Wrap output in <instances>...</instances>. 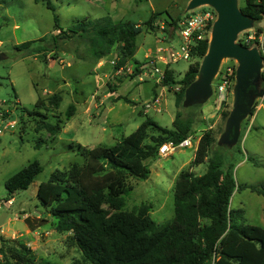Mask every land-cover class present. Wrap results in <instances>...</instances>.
Wrapping results in <instances>:
<instances>
[{
  "label": "rangeland",
  "instance_id": "374dc122",
  "mask_svg": "<svg viewBox=\"0 0 264 264\" xmlns=\"http://www.w3.org/2000/svg\"><path fill=\"white\" fill-rule=\"evenodd\" d=\"M191 0H0V219L7 215L0 235L29 245L37 260L45 264H91L79 248L70 241L71 234L56 231V222L37 198L41 184L49 182L56 171H66L74 164H83L80 146L113 147L134 133L147 118L164 128L172 129L175 115L181 112L183 120H193V146L177 150L168 157L148 162L151 176L147 180L127 178L132 191L123 196L124 211L139 213L143 208L158 226L168 225L175 217V184L182 172L191 171L197 176L206 173L207 165L191 169L200 139L207 133L215 138L213 150L234 163L235 181L240 186L264 185V97L254 98L255 112L240 126V137L224 141L228 120L234 110L236 77L239 63L235 59H223L219 72L212 81V95L207 101L188 103L176 107V94L180 87L164 91L153 80L140 82L138 78L116 77L111 64L118 61L119 50L103 60L99 67L91 54L87 41L76 38L61 41L52 51V40L39 42L51 35L57 36L55 18L67 31L78 21L112 17L115 22L130 21L142 28L136 40L135 60L145 63L157 47L167 44L180 45L179 33L172 19L184 20L188 14L198 15L210 10L202 6L189 11ZM240 8L245 0H238ZM158 14L151 30L147 23ZM171 18V19H170ZM264 30V21L259 24ZM256 28L242 32L237 43H244ZM211 41V37H210ZM36 42L33 48L47 47L45 61L31 50L19 52L18 47ZM264 56V51L261 52ZM205 59V58H204ZM202 60V63L204 61ZM195 60L180 61L171 66L178 81L182 80ZM229 72V86L225 101L219 100V86ZM264 74V63L261 75ZM261 75L252 82L260 86ZM201 75L198 77L197 80ZM262 85V84H261ZM252 89V88H251ZM114 90V92L112 91ZM116 90V91H115ZM164 92L161 105H153V95ZM58 94L61 106L55 109L48 100ZM118 97L125 100L115 102ZM39 98L46 102L48 110H41L42 117H30L36 110ZM152 108L145 112V106ZM71 105L76 112L70 121L66 114ZM104 106V108H101ZM157 109H160L158 111ZM145 113L146 115H144ZM5 115L7 118L5 119ZM41 121L53 126L63 125L54 136ZM42 127L43 129L41 130ZM40 147L37 148V144ZM242 154L237 152L239 147ZM251 159V160H250ZM38 162L43 173L26 191L16 193L8 201L7 181L31 163ZM109 169H107L108 171ZM231 209L245 211L247 225L264 228V197L250 189L236 191ZM106 204L97 208L105 211ZM30 218L36 232L29 230L25 220ZM42 220L48 221L39 228ZM39 228V229H38ZM14 236V237H13Z\"/></svg>",
  "mask_w": 264,
  "mask_h": 264
},
{
  "label": "trees",
  "instance_id": "16d2710c",
  "mask_svg": "<svg viewBox=\"0 0 264 264\" xmlns=\"http://www.w3.org/2000/svg\"><path fill=\"white\" fill-rule=\"evenodd\" d=\"M241 11L253 20L256 37L259 38L264 32L259 27L264 21V0H245ZM192 15L188 14L186 18ZM157 16L153 15L147 23L151 30H155L153 24ZM171 21L170 25L178 31L183 20ZM55 22L59 34L39 41L44 43L51 39L53 52L59 42L80 38L88 42L97 63L118 48L119 67L126 63L137 67L143 65L134 58L136 40L142 34V28L133 22L117 23L110 16L98 20L84 19L67 31L60 28L58 18ZM35 43H25L17 50H31V54L45 61L44 53L50 50L41 46L33 48ZM240 43L248 49L252 48V45ZM209 46L210 41L206 39L193 49L192 60L195 62L182 80H177L172 69H166L164 87L172 90L175 86L180 87L175 93L177 109L185 101L187 89L200 76L202 60ZM156 88L159 86L156 85ZM263 89L264 74L259 86V90ZM48 100L55 109L60 108V95L54 94ZM121 100L130 102L125 97H118L115 102ZM41 110H48V107L39 98L36 110L28 115L46 120ZM75 112V106L71 105L66 114L67 122ZM254 112L255 109L252 116ZM182 117V113L177 112L172 129L147 118L134 133L113 147L89 149L80 146L83 164L74 163L66 171L54 172L49 182L39 186L37 198L56 222V231L71 234L70 241L91 264H264V228L247 225L245 211L230 207L236 191L250 189L264 197V185H238L234 173L236 165L213 150L216 141L211 133L201 138L191 165L193 169L206 164V173L197 176L191 171L182 172L176 181L173 222L158 226L146 209L142 208L139 213L123 210V196L132 191V187L127 185V178L149 179L151 171L148 162L160 158L161 147L167 143L180 144L192 136L194 121L183 120ZM41 123L54 136L60 134L63 128L60 123L56 126L44 121ZM237 152L242 154L240 147ZM42 173L43 168L35 162L11 177L6 183L8 201L13 200L16 193L28 190ZM103 204L108 208L97 212ZM25 222L32 231H36L30 218ZM47 222L42 220L39 228ZM0 264L45 263L37 260L29 245L1 236Z\"/></svg>",
  "mask_w": 264,
  "mask_h": 264
},
{
  "label": "water",
  "instance_id": "95a60500",
  "mask_svg": "<svg viewBox=\"0 0 264 264\" xmlns=\"http://www.w3.org/2000/svg\"><path fill=\"white\" fill-rule=\"evenodd\" d=\"M202 6L213 8L218 14V19L213 27L208 53L200 68L201 77L187 89L186 102L207 101L213 92L211 83L218 74L223 59L237 60L239 68L234 91V110L223 136L224 141L232 139L234 144L240 137L242 122L253 113L254 98L264 97V89L259 90L258 84L252 87L255 76L261 75L264 56L257 49H248L237 43L238 36L242 32L254 27L253 20L241 11L238 0H191L188 10L192 11ZM6 217L7 215H4L0 219V235Z\"/></svg>",
  "mask_w": 264,
  "mask_h": 264
},
{
  "label": "built area",
  "instance_id": "2783aa9c",
  "mask_svg": "<svg viewBox=\"0 0 264 264\" xmlns=\"http://www.w3.org/2000/svg\"><path fill=\"white\" fill-rule=\"evenodd\" d=\"M217 19L218 14L213 8L201 14L192 15L188 18H185L179 24L178 33L181 40L179 46L176 47L174 44L170 45L164 43L163 41H159L163 46L157 47L156 52L149 55L145 63L138 67L131 63H126L125 65L119 67L120 59L118 61H113L111 64L115 70V76L122 77L126 75L129 78L134 76L135 79L138 78L140 82L151 79L164 91V81L167 77L166 69H172L171 66L179 63L180 61L191 60L193 49L197 46V44L200 41H204L206 39H209L210 41L213 27ZM244 44L252 45L251 49H257L260 52H263L264 32L259 38L256 37V34L249 35L246 41H244ZM98 65L99 67H102L104 65L103 61H100ZM229 72H231L230 69L227 71V76L224 78V83L218 88L220 101L226 100V95L224 93H227V88L230 83ZM163 98L164 92L153 98V105L160 106ZM151 108L152 105L150 103L147 104L145 106V112H148V110ZM253 109H256V107ZM157 110L160 111V109ZM193 139L194 137L191 136L180 144L167 143L163 145L159 152L160 157H168L179 149L191 148L193 146Z\"/></svg>",
  "mask_w": 264,
  "mask_h": 264
},
{
  "label": "crops",
  "instance_id": "0c3cea01",
  "mask_svg": "<svg viewBox=\"0 0 264 264\" xmlns=\"http://www.w3.org/2000/svg\"><path fill=\"white\" fill-rule=\"evenodd\" d=\"M157 96V93H156V91H154V95H153V97H156ZM130 101V100H129ZM131 102V101H130ZM101 108H104V106H101ZM144 115H146L147 114V112H146V114L145 113H143ZM94 148H96V147H94ZM13 201V200H12ZM29 228V227H28ZM39 229V228H38ZM2 231H3V229H2ZM31 232H36V231H32L30 228H29V230L27 231V233L29 234V233H31ZM14 237V236H13ZM30 245V244H29Z\"/></svg>",
  "mask_w": 264,
  "mask_h": 264
}]
</instances>
